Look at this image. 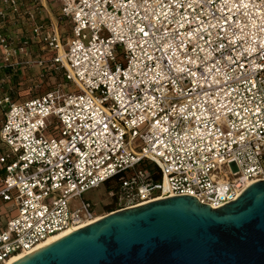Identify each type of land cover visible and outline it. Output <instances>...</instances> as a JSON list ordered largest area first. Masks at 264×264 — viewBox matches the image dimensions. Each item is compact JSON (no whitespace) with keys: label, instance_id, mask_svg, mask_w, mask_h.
<instances>
[{"label":"built area","instance_id":"1","mask_svg":"<svg viewBox=\"0 0 264 264\" xmlns=\"http://www.w3.org/2000/svg\"><path fill=\"white\" fill-rule=\"evenodd\" d=\"M58 76L0 99V264L95 220L111 181L116 211L264 181V0H0V85Z\"/></svg>","mask_w":264,"mask_h":264},{"label":"water","instance_id":"2","mask_svg":"<svg viewBox=\"0 0 264 264\" xmlns=\"http://www.w3.org/2000/svg\"><path fill=\"white\" fill-rule=\"evenodd\" d=\"M15 264H264V181L216 209L180 196L114 211Z\"/></svg>","mask_w":264,"mask_h":264},{"label":"rangeland","instance_id":"3","mask_svg":"<svg viewBox=\"0 0 264 264\" xmlns=\"http://www.w3.org/2000/svg\"><path fill=\"white\" fill-rule=\"evenodd\" d=\"M60 84H63V80L59 76L49 77L44 79V81L39 84L23 80H20L19 82L14 80L9 88L4 86V94L8 93L12 96L14 101L21 102L28 98L41 96L47 92L57 89ZM73 90H75V88H73ZM84 199L91 201L96 209L98 217L106 216L118 209L116 203L112 201L105 185H102L99 189L89 191L84 195Z\"/></svg>","mask_w":264,"mask_h":264},{"label":"bare ground","instance_id":"4","mask_svg":"<svg viewBox=\"0 0 264 264\" xmlns=\"http://www.w3.org/2000/svg\"><path fill=\"white\" fill-rule=\"evenodd\" d=\"M103 217H105V216H99V217L97 216L96 219L93 220V221L90 222V223L83 224V225H81V226H79V227H76V228H71V229L68 230V231H65V232H63V233H61V234H59V235H56V236L52 237L51 239H49V240H48L47 242H45L44 244H42V245L38 246L37 248H35L34 250H32V251L29 252V253L14 256V257H13L9 262H7L6 264H15V263L19 262L20 260H22V259H24V258H26V257H28V256H30V255H32V254H34V253H36V252H38L41 248H43V247H45L46 245H48V244H50V243L56 241L57 239L63 237L64 235H66V234H68V233H71V232H73V231H75V230H77V229H80V228H82V227H84V226L91 225V224H93V223H95V222L101 220Z\"/></svg>","mask_w":264,"mask_h":264},{"label":"crops","instance_id":"5","mask_svg":"<svg viewBox=\"0 0 264 264\" xmlns=\"http://www.w3.org/2000/svg\"><path fill=\"white\" fill-rule=\"evenodd\" d=\"M4 97V85H0V99ZM3 122V110L0 108V126Z\"/></svg>","mask_w":264,"mask_h":264},{"label":"trees","instance_id":"6","mask_svg":"<svg viewBox=\"0 0 264 264\" xmlns=\"http://www.w3.org/2000/svg\"><path fill=\"white\" fill-rule=\"evenodd\" d=\"M115 184H116V180L115 181H111V182L106 184L105 187L107 188L108 192H110L111 190L117 188V185H115Z\"/></svg>","mask_w":264,"mask_h":264}]
</instances>
